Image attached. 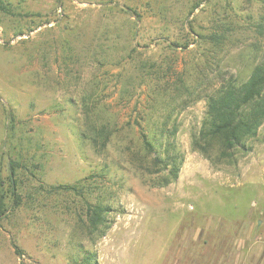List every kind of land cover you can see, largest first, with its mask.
Segmentation results:
<instances>
[{
    "label": "rangeland",
    "instance_id": "rangeland-1",
    "mask_svg": "<svg viewBox=\"0 0 264 264\" xmlns=\"http://www.w3.org/2000/svg\"><path fill=\"white\" fill-rule=\"evenodd\" d=\"M1 1L0 264H264V125L236 167L192 148L216 85L264 60V0ZM172 108L183 161L159 186L134 158ZM101 126L106 147L88 139ZM88 204L108 210L103 236Z\"/></svg>",
    "mask_w": 264,
    "mask_h": 264
},
{
    "label": "trees",
    "instance_id": "trees-1",
    "mask_svg": "<svg viewBox=\"0 0 264 264\" xmlns=\"http://www.w3.org/2000/svg\"><path fill=\"white\" fill-rule=\"evenodd\" d=\"M4 9L5 6L0 0V10ZM223 39L224 36L220 34L207 37V40L216 46H220ZM200 86L201 84L197 85L193 90L197 92ZM172 87L177 93L190 91L189 86H186L184 82L173 84ZM160 89L164 91L166 86ZM206 99L205 117L199 132L192 138V148L214 166L226 164L236 167L239 161L238 154L246 155L252 151L250 143L259 137L260 129L264 125V60L255 67L245 83L237 84L233 78L223 79ZM168 102L169 107L176 105V99L168 100ZM182 103L187 105V100ZM153 105L167 109L164 100H154ZM174 112L175 108H172L153 122L155 126H160L158 132L153 133L141 128L140 136L145 156L134 158V161L138 162L139 170L145 169L144 164L148 162V158H151L153 167L160 168L156 172L162 174L161 178H158L161 181L159 186H168L177 180L183 161L181 154L176 150V145L170 140L178 130L175 124L173 128H169ZM151 122L147 115H142L139 116L136 125L143 127L142 123ZM90 133L91 136H88V139L96 147H106L111 143L113 133L104 126L98 129L94 127ZM10 175H15L13 165ZM61 189L75 191L72 186H65ZM5 198V196H0V222L7 213ZM14 198L13 203L18 207L21 199L16 194ZM107 212L108 210L102 205H87L91 228L97 231L99 227H105L102 236L109 228ZM81 264H97L96 256L87 255Z\"/></svg>",
    "mask_w": 264,
    "mask_h": 264
}]
</instances>
